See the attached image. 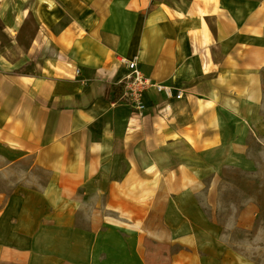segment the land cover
<instances>
[{
    "label": "crops",
    "instance_id": "obj_1",
    "mask_svg": "<svg viewBox=\"0 0 264 264\" xmlns=\"http://www.w3.org/2000/svg\"><path fill=\"white\" fill-rule=\"evenodd\" d=\"M20 2L0 0V264H223L177 201L252 169L264 0ZM135 56L183 97L113 104Z\"/></svg>",
    "mask_w": 264,
    "mask_h": 264
},
{
    "label": "rangeland",
    "instance_id": "obj_2",
    "mask_svg": "<svg viewBox=\"0 0 264 264\" xmlns=\"http://www.w3.org/2000/svg\"><path fill=\"white\" fill-rule=\"evenodd\" d=\"M20 1L14 0L11 15L19 11ZM245 141L254 158L252 169L223 165L216 168V184L211 172L190 199L177 201L198 223L191 241L208 244L223 264H264V137ZM0 155H5L4 149ZM7 179L0 175V188Z\"/></svg>",
    "mask_w": 264,
    "mask_h": 264
},
{
    "label": "built area",
    "instance_id": "obj_3",
    "mask_svg": "<svg viewBox=\"0 0 264 264\" xmlns=\"http://www.w3.org/2000/svg\"><path fill=\"white\" fill-rule=\"evenodd\" d=\"M130 72L121 82V92L113 104H127L139 115H143L146 109L143 97L144 94L153 89L157 93L165 95L166 99L183 97V90H175L173 86L162 84L146 76L139 68V58H121Z\"/></svg>",
    "mask_w": 264,
    "mask_h": 264
}]
</instances>
